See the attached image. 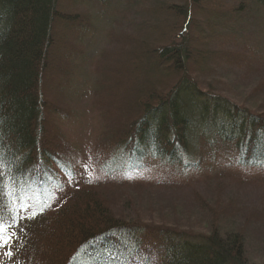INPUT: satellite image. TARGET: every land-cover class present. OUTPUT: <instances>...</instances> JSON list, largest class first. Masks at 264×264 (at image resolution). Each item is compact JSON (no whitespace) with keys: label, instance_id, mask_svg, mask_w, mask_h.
Listing matches in <instances>:
<instances>
[{"label":"trees","instance_id":"obj_1","mask_svg":"<svg viewBox=\"0 0 264 264\" xmlns=\"http://www.w3.org/2000/svg\"><path fill=\"white\" fill-rule=\"evenodd\" d=\"M62 1L0 0V148L22 173L19 190L8 184L5 216L19 220L0 264H256L245 248L264 239V49L235 35L264 0H126L87 99L97 175L74 184L66 169L80 153L61 129L76 119L71 61L92 24ZM120 149L130 167L107 170ZM46 188L49 199L27 202ZM127 191L155 217L116 214ZM17 227L33 239L15 240Z\"/></svg>","mask_w":264,"mask_h":264},{"label":"rangeland","instance_id":"obj_2","mask_svg":"<svg viewBox=\"0 0 264 264\" xmlns=\"http://www.w3.org/2000/svg\"><path fill=\"white\" fill-rule=\"evenodd\" d=\"M61 4H62V7L60 9L61 11L65 13L67 11H68L67 12L68 14L86 13L88 16L91 17V24H92V27L89 30L90 31L89 35L87 36L85 40H83V45L86 47L85 49L86 51L84 55L82 56V58L74 62L73 60L71 61V63H74V69L71 70L70 82L67 87L68 90L66 93V98L67 96H69V100H71L72 103L68 105L72 107L75 106V103H76L75 101H78V100L81 101L80 103H76L77 107L74 109L76 119H72L71 123L63 121L65 124L63 123L62 128L64 129H61L63 132H66V136H67L66 143L70 145L73 150H77L80 153L79 154L80 158L78 162L73 165V163H71V161L69 160L70 164L68 165L66 169V174L68 176L67 178L69 179L68 181L74 184L75 182L79 181V178L87 179L91 176L96 177L97 175L94 164L89 162V158H91L90 148L92 145V139L94 137V133H91L90 131L92 128V124H94L95 122L93 115H91L90 111L87 110L88 108L87 99L89 95V88L91 87L93 80H94L92 69H93V64H94L96 56L98 55L99 51H101V49L105 45V41H106L105 37H106L107 32L111 28L114 27L112 26V21H113V16H114L113 14L119 11V14L122 15L125 11V5L127 3H126V0H105L104 2H100L99 0H63ZM73 4L76 7L72 6ZM71 6L73 7L72 10H71ZM242 18L245 20V26L243 29L237 32V34L235 35L236 39H238L240 42H247L248 44H251V45L261 46L264 49V10L261 8L259 9L258 6L256 5H253L247 17L242 16ZM124 24L126 23L121 24L122 29L125 27ZM242 93L244 97H242L241 99L247 101V104H246L247 108H251V109L255 108L257 112L262 111L261 109H257V107H263V105L260 104V102L262 101L261 98L253 97L247 92V90H243ZM246 95L249 98L246 97V99H243L245 98ZM66 98L64 94H62L60 95V98L58 99L65 100ZM236 99H239V98H236ZM81 106H82V110H80ZM50 123H52V121ZM124 158H126V154L124 153L122 149H120L119 151L116 152V155H114L111 159H109L103 166L107 167L108 168L107 170H110V169H116L117 171L126 170L127 168L130 167V165L128 164L127 161L125 162ZM79 163H80V166L77 165ZM147 165L148 163H145V165H141V166H138V165H134V166L131 165V166L133 168L136 167V169L138 168L144 169L146 168ZM251 178L256 179L254 175H252ZM48 194H49L48 188L41 189V190L34 189L28 196L31 198H27V202L28 203L29 202H34V203L41 202V200H43L41 197H43L44 195V197L48 198ZM124 194L127 195L125 199L115 198L116 201L115 202L113 201V203H111L113 207H116L117 209H119V211H117L116 214H119V213L130 214V217H135V218L136 217L137 218L155 217V214L153 212H149V205L151 204L149 203L148 200L147 201L143 199L139 200L135 195H132V192L130 191H127ZM156 207H159V205L157 204ZM128 208L130 209L123 210V209H128ZM144 208H145V211H144ZM189 209L191 208L187 209L188 212H189ZM132 211L133 213H131ZM157 216L162 217L159 214H157ZM165 218L167 217H163L162 220ZM144 221L149 222L148 220H144ZM164 222H168V221H164ZM168 223H171V222H168ZM180 223L178 225L191 227L192 229H194V231H197V229L200 230L199 227H197L196 225L189 226L190 224H185V223L180 224ZM200 225L202 226V223H200ZM18 227L15 230V240L23 239V237H26V234L28 237L27 240L33 239V236L30 233L29 234L25 232L22 233L20 232V230L18 232L17 230ZM261 230H264V228ZM12 234H13V231H12ZM13 237H14V234H13ZM249 243H248V246L246 245V248H245L246 254H248V257L253 261V263L258 264L264 258L263 257L264 256V239L262 240L261 244L253 243L256 245L257 248L260 247L259 250L256 249L255 247L251 248L250 246L252 243L251 242ZM17 244H19V242H17ZM9 246L11 245H8V247ZM10 251H11V248H10ZM253 254L260 255V257L258 256L259 259H257L256 257H255L256 259H253L254 258ZM2 255L4 256L5 253ZM19 260L20 258H18V261Z\"/></svg>","mask_w":264,"mask_h":264},{"label":"snow or ice","instance_id":"obj_3","mask_svg":"<svg viewBox=\"0 0 264 264\" xmlns=\"http://www.w3.org/2000/svg\"><path fill=\"white\" fill-rule=\"evenodd\" d=\"M16 175H22V173H20L19 168H8L5 154L0 148V247H7L12 242L13 234H10L9 230L18 225L19 210L14 211L10 218L5 216V211L10 210V205L6 199L8 197V184L11 183L19 190L18 181L12 179ZM6 255L11 256L12 253L9 251Z\"/></svg>","mask_w":264,"mask_h":264}]
</instances>
